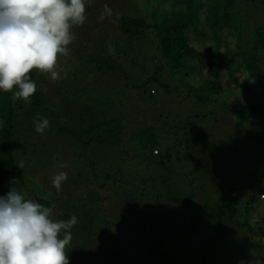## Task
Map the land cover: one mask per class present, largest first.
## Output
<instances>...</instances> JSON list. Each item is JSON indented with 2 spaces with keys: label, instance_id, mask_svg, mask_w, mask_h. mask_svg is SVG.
Instances as JSON below:
<instances>
[{
  "label": "trees",
  "instance_id": "16d2710c",
  "mask_svg": "<svg viewBox=\"0 0 264 264\" xmlns=\"http://www.w3.org/2000/svg\"><path fill=\"white\" fill-rule=\"evenodd\" d=\"M90 3L91 0H85V17L90 16L91 11L86 8ZM160 5H165L168 9L163 12L161 8H155L156 13L153 14L151 23L143 15L137 17L129 14L120 15L109 24L117 26L112 33L114 38L122 39L114 47L117 59L103 56L96 61L97 52L92 47L98 45L95 43L97 38L90 35L93 28L89 27L92 25L84 21L88 24L81 35L86 31L89 34L85 36L87 40L83 44V50L87 52L91 68L86 73L83 72L85 75L82 78L95 85L99 80H108L106 77L114 76L125 80L128 89H132L130 100L134 99L135 94L136 97L131 107L125 106L129 101L120 96L116 107L108 106L110 102L101 95H95V101L89 105H78L72 114L73 119L69 121L81 130L80 135H74L70 140L72 147L78 146L74 149L80 151L75 157L80 168L67 170V180L62 182L59 191H53L55 198L45 199L36 194L35 200L24 198L50 208L51 218L54 206L63 203L67 211L63 213L61 221L77 217V223L70 231L73 241L75 237L81 240L73 245L84 247L87 253V259L84 262L78 260L79 264H91L90 257H96L99 250L103 254L100 264L129 262L135 256L134 251L144 254L141 259L144 264H212L215 250L223 242L231 221L240 212L241 193L255 181L259 182L264 178V175L251 176L244 186L226 190L210 205L208 211L214 219L215 230L211 239L206 236L204 238V234L198 230L197 218L189 211L191 204L179 205V195L170 193L171 195L165 196L159 191L150 193L149 190L150 195L145 194L149 179L142 173L147 174V170H151L152 175H158L159 180L156 181L168 183L172 179V172L167 168L176 164L174 153L184 149L186 143L183 138L191 137L189 131L193 125L187 120L165 123L166 118H163L159 107L149 105V102L157 100L155 87L158 86L169 94L175 88L170 84L173 80L184 84L186 78L192 77V69L197 67L203 73L209 72L204 76L206 82L186 85L188 88L183 100L194 98L207 103L225 94L228 102V98L231 99L233 92L237 91L243 100L250 99L249 103L252 96L247 93L252 92V95L257 93L260 102H264V0H160ZM150 30L156 33V38L150 40V48L155 53L157 51L159 57L158 61L153 62L155 74H148L146 78L147 73H142L139 77L122 74L123 61H127L129 67L134 64L132 59L125 58L127 53L135 54L131 49L134 50L143 40V35L149 34ZM229 30L230 34L239 38L240 44L234 50L227 49L225 53H221L222 47L229 48L222 37ZM209 34H212L213 44L199 50L197 46L202 41L200 38L206 40ZM124 40L126 46L122 45ZM100 52L105 54L106 50L103 48ZM77 56L76 61L80 57ZM36 73V70L29 73L30 80L36 84V92L29 98L30 102L22 99L13 101L12 96L18 90L16 88L11 92L0 89V122H3L0 125V196H6L12 187L21 195L22 191L27 192L19 185L22 172L18 158L23 137L29 136L34 130L33 121L51 120L55 114L59 115L58 118L67 114L64 110L57 113L53 109L42 90L45 78L41 81ZM60 73L61 68L58 69L55 80L60 79ZM118 74L122 78H118ZM242 75L246 79L245 85L238 82ZM76 76L78 75H75L77 79ZM164 77L166 78L163 79ZM222 78L225 82H221ZM62 83L66 85L65 81ZM226 84H229L231 91L222 94L223 85ZM236 101L233 99L230 107ZM145 109L148 110L146 114L143 111ZM250 113L246 117L251 118L253 114L255 117L258 114L264 115V108L258 113ZM128 114L131 117L126 121ZM193 118L199 119V116ZM259 120L264 121L261 118ZM185 125L187 128L182 131ZM65 126L59 125V133H67ZM200 135L194 138L196 143L203 142L207 137ZM31 146L35 147V144ZM155 149L160 153L157 156L153 153ZM13 180L16 182L12 183ZM65 185L68 186L66 193ZM80 190H86L84 198H70ZM260 197L264 199L263 191ZM124 199V206L131 207L127 210L129 217L115 205ZM255 203L256 200L252 199L248 205ZM139 209L152 210V216L145 222L138 219L143 214V210ZM248 210L247 208L246 212ZM185 214L187 216L183 218ZM128 219L132 222L141 220L143 225L136 228L130 225ZM184 220V225L179 224ZM150 231L157 232V236L150 238ZM194 240L196 246L190 247L189 243ZM98 245V250L93 252ZM261 251L263 260L264 250ZM246 253L242 251L239 264H250L256 259L250 252ZM98 263L99 260L95 262Z\"/></svg>",
  "mask_w": 264,
  "mask_h": 264
},
{
  "label": "rangeland",
  "instance_id": "374dc122",
  "mask_svg": "<svg viewBox=\"0 0 264 264\" xmlns=\"http://www.w3.org/2000/svg\"><path fill=\"white\" fill-rule=\"evenodd\" d=\"M158 7L163 12L168 9L165 5H160V0H91V3L86 6L91 11L89 12L90 16H86L85 21L92 25L89 27L93 28V32H90V35H95L94 37L97 38L95 43L98 45L92 47L97 52L96 61L102 59L103 56L117 59L114 47L122 39L114 38L112 33L115 32L117 26L109 25L115 18L129 14L137 17L143 15L151 23L154 18L153 14L156 13L155 8ZM88 23H83L82 26H73V39L67 46L68 53L67 55H59L55 66L56 72L61 68L60 79H52L51 73L36 70V76L41 81L45 78V81L43 80L44 86L42 85L45 98L50 100L53 109L57 113L64 110L67 114L66 116L61 115L60 118H58V114H55L53 119H47L49 124L43 133L37 132L35 125L31 134L23 137L20 144L18 162L19 169L22 172L19 185L22 190L27 191H22L24 198L35 200V194L41 195L45 199L55 198L56 194L53 191L56 188L53 186L52 180L57 175V172L67 173V170L74 171L77 167L80 168V165H77L75 160L80 151L74 149L78 148V146L72 147L70 140H72L71 137L74 135H80L81 130L77 128V125L69 121L73 119L72 114L78 105L80 107L89 105V103L95 101V95H101L110 102L108 106L116 107V104L119 103L118 96H120L129 101V104H125V106L131 107L136 97L135 94L134 99L130 100L132 89H128L129 87L125 80L116 79L114 76L106 77L108 80H99L95 85L82 78L86 70L91 68L87 52L83 50V44L87 40L85 36L89 33L86 31V33L81 35V31H85L84 27ZM151 31H148L149 34L143 35V40L134 50L131 49V51L136 52L135 54L129 52L126 57L123 56L130 60L132 59L134 64L129 67L127 61H123L124 73L122 74L139 77L142 73H147L145 78L148 74L151 76L155 74L156 69H152L153 62L155 60L158 61L159 57L157 51L155 53L150 48L151 38H156V33ZM229 31L222 36L223 40L227 41L229 48L222 47L221 53H225L227 49L234 50L236 45L240 44L239 38L234 34H230L231 31ZM200 40L202 41L197 46L199 50H204L206 45L213 44L212 34H209L206 40L203 37ZM124 42L125 40L122 45L126 46V42ZM103 48L106 50L105 54L100 52ZM127 50L130 51L128 48ZM76 56H80L77 59L78 61L75 60ZM193 65H195V62H193ZM83 72L85 73L83 74ZM191 73L192 77L186 78L187 81L185 79L184 84L173 80L170 84L175 88L169 94L164 93L158 86L157 88L155 87L157 100L154 103L149 102V105L159 107L158 110H161L163 118H166L165 123H173L178 120H187L191 124L193 123L192 130L189 131L191 137L183 138L184 143H186L184 146H188L190 150L185 149V147L180 151L176 150L174 153L176 164L172 168H167V170L172 172V179L168 180V183L156 181L159 180L158 175H152L151 170H147V174H142L149 179V185H147L148 187H146L147 190L145 191L146 195H150L148 190L150 193L159 191L165 196L170 193L179 195L181 197L179 205L191 204L189 211L194 218H197L198 230L204 234V238L206 236L211 239L215 230L214 219L208 211L210 205L212 206L218 200L219 195L226 190L244 186L247 179L251 176L261 177L264 175V121L261 122L259 120V118L264 120V115L256 114L257 116L255 117L253 114L252 120L248 116L246 117V115L251 114L250 112L255 111V113H258L261 111L264 108V102H260L257 93L252 95V92L251 94L247 93L252 96V101L249 103L250 99L244 97L245 99L243 100L242 95L237 91H234V96L231 99L228 98V102H226L227 98L225 99L224 93L226 91V94H228L231 91L229 84L223 85L222 94L224 95L215 97L214 101L205 103L194 98L183 100V95L187 93V86L202 84L203 81L206 82L204 76L209 72L204 71L203 73L201 68L194 67ZM75 75H78L76 76L77 79ZM117 77L122 78L119 74ZM241 78H239L240 81L238 82L245 85L246 79H243V75ZM62 81H65L67 86L63 85ZM223 81L225 82V79L222 78L221 82ZM176 92L177 96L181 98L176 97ZM233 99L237 101L230 107ZM253 101L254 103H252ZM143 111L145 114L148 113L147 109ZM194 116H199V119L193 118ZM130 117V114H128V117L125 118L126 121H129ZM191 118L193 120H189ZM64 120L69 122L67 123ZM60 124L66 125L67 133L62 131L58 133ZM127 124L129 125L128 122ZM185 128H187L186 125L182 128V131H185ZM200 134L207 137L203 142L196 143L194 138ZM33 144H35V147L31 146ZM61 163L64 164L63 168L58 167ZM67 189L68 186L65 185V193ZM84 191L86 190L77 191L70 198L74 200L84 198ZM261 191L264 192V178L259 182L255 181L251 187L241 193L240 212L231 221L230 229L223 242L215 250V259L212 264H239L242 251L245 253L250 252L256 259H261V250H264V199L260 197ZM252 199H255L256 203L249 206L248 203ZM124 201L125 199L115 205L119 206V211L129 217L130 214L127 210L131 207L124 206ZM247 208L249 210L246 212ZM139 210H143V214L138 219H143L144 222L152 216V210ZM66 211L64 203L54 206L52 217L54 222L61 221L64 218L63 213ZM186 216L185 214L183 218H186ZM141 220H139L140 222H132L130 219L127 221L130 225L132 224L137 228V226L143 225ZM185 222L184 220L179 224L184 225ZM63 235L62 231L60 237L63 238ZM149 235L150 238L151 236L156 237L157 232L150 231ZM80 240L75 237V241H73L72 237L70 244L65 249L69 264H79L78 260L84 262L87 259L84 247L78 248L80 246L73 245L74 242H79ZM195 242V240L190 242V247L196 246ZM104 243L108 246L106 242ZM98 248L99 245L93 249V252L98 250ZM100 251L96 257H90L92 259L91 264H95L97 260H99L98 264L101 263L103 254ZM133 253L135 256L129 262L120 263L118 261V263L144 264L141 261L144 258V254L135 251ZM263 262L264 257L262 264Z\"/></svg>",
  "mask_w": 264,
  "mask_h": 264
},
{
  "label": "clouds",
  "instance_id": "9594fccd",
  "mask_svg": "<svg viewBox=\"0 0 264 264\" xmlns=\"http://www.w3.org/2000/svg\"><path fill=\"white\" fill-rule=\"evenodd\" d=\"M84 14L85 0H0V89L11 92L16 88L13 101L30 102L36 92L30 72L51 73L57 79L58 57L67 55L72 28L83 25ZM33 123L43 133L49 121ZM67 178L66 172L53 178L57 191ZM51 215L50 208L26 201L15 187L0 196V264H69L65 249L77 217L54 222ZM250 264H262V260Z\"/></svg>",
  "mask_w": 264,
  "mask_h": 264
},
{
  "label": "built area",
  "instance_id": "2783aa9c",
  "mask_svg": "<svg viewBox=\"0 0 264 264\" xmlns=\"http://www.w3.org/2000/svg\"><path fill=\"white\" fill-rule=\"evenodd\" d=\"M153 153H154L155 156H157V155L160 154L158 149H155V150L153 151Z\"/></svg>",
  "mask_w": 264,
  "mask_h": 264
}]
</instances>
